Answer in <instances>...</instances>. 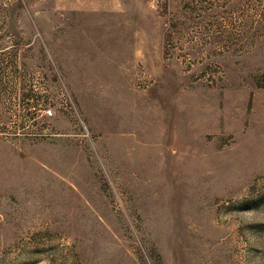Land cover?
I'll return each instance as SVG.
<instances>
[{"label":"rangeland","instance_id":"374dc122","mask_svg":"<svg viewBox=\"0 0 264 264\" xmlns=\"http://www.w3.org/2000/svg\"><path fill=\"white\" fill-rule=\"evenodd\" d=\"M0 264H264V0H0Z\"/></svg>","mask_w":264,"mask_h":264}]
</instances>
